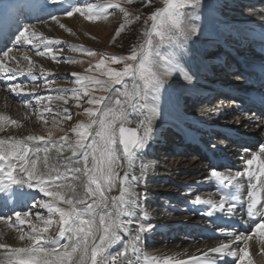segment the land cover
<instances>
[{"label": "snow or ice", "instance_id": "snow-or-ice-1", "mask_svg": "<svg viewBox=\"0 0 264 264\" xmlns=\"http://www.w3.org/2000/svg\"><path fill=\"white\" fill-rule=\"evenodd\" d=\"M109 7L119 9L127 18L128 12L119 3L110 4ZM201 7V0H164V7L156 10L149 17L152 21L151 30L145 33L147 39L139 46V51L133 49L126 57L111 58L113 64H119L121 61L131 62L125 64L123 71L109 68L103 73L109 77L107 82L94 80L92 77H76V83L80 88L73 90L74 98L79 100L82 89L83 96L88 97L87 103L92 105H100L105 97L99 99L89 97L90 84L119 85L125 77L130 76L132 85L129 89V85L124 83L123 91L115 89V92L124 99H115L114 105L105 103L104 107L97 110L85 109L91 119L87 124L78 123L71 129L76 133L74 144L68 142V137H61L60 141L51 140L50 136L45 140L43 136L34 135H28L25 140L11 142L0 139V192L10 193L12 186L21 189L26 186L32 189L35 184L40 192L51 198L50 201L41 202L39 205L47 210L49 217L43 219L37 216V219H42L46 226L37 227L36 224H30L31 232L20 236L21 240L27 236L31 242L30 246L12 247L0 244V248L10 250L8 264H134L133 260L127 258L128 249L131 248L133 252L138 251L135 245L141 241V234L152 229V225L143 222L135 228L132 227L143 197V194L138 193L136 189L147 167L140 166L141 176L135 174L137 151L145 149L153 138L152 123L161 114V100L168 95L170 87L165 78L178 76L188 82L193 80L183 60L189 54L188 41L197 36L201 29V25L189 24L188 21L199 19L198 10ZM186 9L191 10L186 12ZM76 13L89 21L100 18V15L93 11L92 4L86 7L70 5L65 10L68 17ZM27 33V28L21 31L17 43L21 40L29 43L32 37L36 36L35 32L30 35ZM154 37L158 39L154 40ZM163 45H168L169 51L162 56L158 49ZM45 48L49 53L52 52L49 45L46 44ZM38 54L43 55L42 52ZM88 54L96 55L92 51ZM3 55L8 57V51ZM104 65L105 60L101 59L96 67L102 68ZM0 72H3L9 80L14 79L17 74L14 69L5 71L2 61H0ZM17 89H21V85L12 86L11 91L16 92ZM261 102L264 103V98ZM124 105L143 117L139 119L137 127L125 126L131 121L128 119ZM65 112H68V109H65ZM66 118L71 119V116ZM26 141H43L44 144L42 147L37 145L29 147ZM52 148H55L58 155L62 154L63 150L71 151V157H64L61 161L66 165L64 173L48 163L47 154ZM41 152L45 155L42 167L38 168ZM261 152L264 153V147ZM18 164L19 173L23 174L20 178H17ZM253 166L256 171L252 170ZM68 173L72 174L79 185L72 182L58 183L61 180L66 181ZM244 176L249 179L255 177L258 184L261 183V178H264V158L261 154H254L252 158L247 159L246 169L243 171L226 174L215 168L211 169L209 178L222 186L219 201L201 199L197 195L193 203L209 205L212 211L206 212L207 216L225 211L229 216L234 215L237 208L235 201L238 198L236 193L241 187L240 178ZM78 186L82 191L77 190ZM252 189L249 193L247 216L256 218L253 231L264 237V203H261L264 187L257 191V184H253ZM114 190H118L119 194L108 195ZM29 215L28 212L14 213L15 220L21 224L25 223L24 218ZM53 216L59 217L58 234L55 237H45L43 234L48 232L54 222ZM122 217L129 219L125 220ZM10 219L0 216V220L6 222ZM121 232L129 237L127 245L117 254H109L108 249L122 240ZM227 235L232 237L233 241L243 243L238 252L229 251L231 243L221 244L210 251L218 254L220 259L231 256L237 258V264H252L247 245L251 235L231 232ZM61 240L66 242L61 243ZM164 264H171V261L165 260ZM175 264H185V261L178 260ZM187 264H201V260L191 257ZM206 264H217V261L207 260Z\"/></svg>", "mask_w": 264, "mask_h": 264}, {"label": "rangeland", "instance_id": "rangeland-1", "mask_svg": "<svg viewBox=\"0 0 264 264\" xmlns=\"http://www.w3.org/2000/svg\"><path fill=\"white\" fill-rule=\"evenodd\" d=\"M114 3H119L122 8L126 9L128 12L127 18H125L124 14L121 13L119 9L109 7L110 4ZM88 4H92L93 11L100 15L98 20L89 21L83 17L84 19L82 18L81 23L77 28L72 26L70 27V25H65L64 31L62 33L56 29L58 27L53 26L55 31L52 32L51 36L49 35L46 38L41 39L39 43H26L21 40L20 44L23 42L24 45L26 44L25 46H27V48L18 46V44H16L17 38L19 37L21 31L15 32V35L13 34V38L7 42V45L0 52V61L3 62L6 69L10 68L11 65L16 66V63L8 62V57H4L3 53L8 51L10 55L13 50L18 53H22L23 58H21L18 64L19 67L15 69L17 72L16 75L18 79L21 80H27L25 78L23 79L22 74H24V77L26 78H28L27 75H29L31 78L28 79L29 81L15 83L21 85V87H23V91L28 93L26 95H29V98H27L28 100L25 98L24 101H22V98H20L17 102L12 98V96H10L11 93H13V91H11L13 86L11 84V80L9 81L10 84L7 83L0 85V87L3 89L2 94L6 95L4 91L7 93V95L4 96L5 98L10 99L11 102L13 101L14 103L28 104V106L23 108L24 111L22 116L19 117V126L20 130L22 131V135L19 137H22L21 139H25L28 135L43 136L45 137V140H48L50 136L51 140L55 141H60L61 137H68V142L74 144L76 133L72 132L71 129L78 123L87 124L91 119L85 109L91 108L93 110H97L98 108L104 107L105 103L114 105L115 99L117 98L123 100L124 97L115 92V89H121V91H123L124 83H127L130 88L132 83V78L130 76L125 77L122 84L119 85L111 83H102L100 85L94 83L90 84L88 86L89 97H94L97 99L102 96L105 97V100L100 105L88 104V97L83 96L82 89L79 100L74 98L73 90L80 88V85L76 83V77H92L94 80L107 82L109 81V77L103 73L107 72L109 68L116 71H123L125 64L131 62L121 61L119 64H113L111 58L114 56L126 57L131 54L133 49H135L137 52L139 51V46L147 39L145 33L151 30L152 21L149 19V17L156 10L164 7V0H72V2L69 3V6L77 5L80 7H86ZM201 5V9L198 10L199 19L196 21L189 20L188 23H196L201 25V32L205 27L207 33L201 37L204 39L207 38L209 42L205 46L201 47L199 39L201 32H199L197 37L195 36L189 40V54L184 58L183 63L185 64L189 74L193 77L194 80L191 82L194 83L195 87L205 86L207 88L209 87V89H212L214 88L213 84L221 82L223 85L227 84L233 91H235L236 96L232 97L231 99H226L222 98L224 96H219L218 98H214V102L202 104L201 99L203 96H206L205 93H203V96L197 101L193 100V97H184L175 100V102L183 101L181 107L179 106V109L181 112H183L184 116L202 113L209 114L210 117L208 118V121L213 122L214 124H219L218 128H215L212 131L216 132L218 129H228L232 136L237 138L244 137L246 139L248 144L246 146H243V144L238 145L237 143H229L231 144L230 146L229 144H225L223 140L219 138H217V143L211 145V147H217L216 152L217 150L222 149L224 152L221 156L226 157L225 160L217 159L216 162L219 163L214 165L215 169L224 173H235L238 170L233 167L232 164L240 163L239 159L242 157V152L240 150L249 148L248 150L250 151H259V149L264 146L263 124H261V126L255 129L253 132L252 129L247 125H245L243 128L245 131H240L239 129L242 119H246L250 127L255 125L257 122L256 117L254 118L256 111L253 110V105L249 103L248 107H245L243 100L249 96V92L252 88L257 91L264 92V89L260 88L259 86L260 82L262 81L258 83L255 82L253 84L252 72L249 73V80L243 81L241 84L238 80L239 75L233 74V80L231 79L232 77L229 78L230 76L228 77L229 79L227 77L224 78L226 75L223 73L220 75L214 73L213 76H210L209 73L215 72V66L219 65L218 59L220 57V53H223L224 56H230L229 58L231 59L233 52H235V54L242 52L249 54L250 57L253 56L254 58L258 59L257 62L264 61V51H262L263 48L261 47L262 45L264 46L263 42H254L257 37L260 40L264 35V0H254L250 2L245 0H201ZM190 10L191 9H186V12ZM223 24H226L227 26L229 25L230 27L225 28L223 27ZM253 26H257V28ZM208 30L211 31L214 37L209 36L211 34L208 33ZM223 33L227 35L224 37L222 36ZM246 34H253L256 36L255 39L249 42V45H247L248 40ZM61 35H63L64 38H61ZM215 37L216 40L211 39ZM157 39L158 37H154V40ZM46 44L52 48L51 53H49L45 48ZM41 48L46 49L47 52L43 53V55H38V53L42 51ZM89 51L95 52L96 55H89ZM158 51L163 56L169 51V47L168 45H163L158 49ZM29 56L35 60V62L32 64L34 70L33 73H25L27 71V62L29 60ZM262 56L263 58L260 59ZM101 59L105 60V65L102 68H97L96 65ZM212 60L218 61V64L212 65V63H210ZM204 63L205 65L203 67L202 65ZM254 63L256 62H247L249 66L254 65ZM256 65L264 67L263 63ZM73 74H75V76ZM165 79L167 84L170 85V89L175 86L169 83L170 78ZM227 79L228 81L225 82ZM81 82L85 83L86 81ZM207 82H209V86L207 85ZM33 85L36 86V91L34 90ZM182 87V85H178L176 89ZM191 91L193 92L192 89ZM30 93L34 94L31 95ZM58 97H63V99H58ZM218 99L221 100L219 101ZM186 100L189 102L192 101L190 110H188L189 104L184 102ZM193 101H195V103H193ZM11 102L10 104L12 105ZM216 102H223V106L220 109H212L214 106H211L209 109L205 108L206 104L213 103L214 105ZM65 109H68V112H65ZM125 109L127 110L128 106ZM69 115L71 116V119L66 118ZM223 115H226L224 120H222ZM260 118H264V113ZM185 119L187 120V118ZM93 127L95 128L96 126L94 125ZM165 133L166 132H163L162 135ZM163 138H165V136ZM168 138L170 137L168 136ZM174 140L175 141L173 143H169L170 141L168 140L169 142L167 141L166 143L167 146H164L165 148H163L160 143L159 146L157 145V139L155 144L152 145L157 146L152 150L138 153L139 156H142L143 159H145L144 165L147 166L146 170L143 172V178L141 179V184H139V186L144 188L146 181L154 178V180L151 181L152 185L147 186L143 190V197L141 199L142 206L147 208L149 212L147 222L152 226H158L161 222L167 223L169 222L170 218L173 220L184 219L186 215L185 211L182 212L180 210L179 213H176L173 217L166 216L162 212L178 210L179 208L184 207L185 201L188 199H194L197 195H206V197H210L216 201V197H214L215 192L209 189V184L205 183L207 180L206 178L210 176V171L213 169V167H209V169L206 167L208 170H202L200 178H203L202 182L204 183L198 189L196 188V191H191L190 188L192 186V181L190 179V175H193L196 170H192L193 165L190 166V164H192V162L190 163V159L197 158L196 155H198V149L194 147L192 153H187L188 146L178 144L176 138ZM36 142L37 144L39 143L38 146L41 147L44 144L43 141ZM180 147L182 148L180 149ZM230 147L235 150L237 149L238 151L230 153ZM52 152L54 157L58 158L60 156V154L58 155L56 153L55 148L51 149V153ZM65 153H71V151L63 150L62 154ZM42 162L43 158L40 156V161H38L37 165L41 167ZM198 162L200 164H207V160L201 155L199 156ZM68 176L73 178L71 173H68ZM76 185H79V182ZM165 187L175 189V192H178V189L181 192H184L183 190H189L190 192L187 195L188 198H182L180 201H176L179 199V197H183L178 196L175 197L174 201H172L169 195L170 189L164 190ZM77 189L80 191L82 190V188L79 186ZM177 194H179V192ZM168 198L169 200H167ZM50 199V197L45 195H39V197H37L33 203L34 206L27 203V206H29L27 211H21V213L28 212L30 214V218L33 219V221H36L34 220L36 216H45L47 211L46 209L39 207L40 203L50 201ZM61 206L67 207L66 205ZM37 207H39V209H36ZM189 208L190 206H188L187 210ZM162 209H165V211L161 212L160 210ZM8 216L11 218L8 221L13 222L14 218L12 214ZM3 217H7V215H4ZM48 217L49 215L43 218L46 219ZM52 218L54 222L49 227L48 232L43 234L45 237H55L58 234L59 225L57 221L59 217L53 216ZM189 225L190 224H181L179 226V230L181 231L183 228ZM45 226L46 225L41 224L38 227ZM17 230L20 232H25L27 229L19 228ZM175 231V229L171 228L168 232L166 231V233H164L167 235H162V237H167L168 239V241L164 243L155 239L152 241L153 239L151 240L150 238L154 237L156 233H154V231H149L147 234L142 236L140 241L141 243H139L138 247L141 249V252H149L153 249L163 246L164 244H175L178 240L176 237H174ZM22 234L25 233H20V236ZM182 234L183 233H181V235ZM182 237L185 236L182 235ZM19 240L21 239L18 238L17 242H20ZM27 240V236H25V238L21 241L27 243ZM240 247L241 246H238L236 249L230 248L229 251L238 252ZM207 257L211 259H220L218 254L210 256L207 255Z\"/></svg>", "mask_w": 264, "mask_h": 264}, {"label": "bare ground", "instance_id": "bare-ground-1", "mask_svg": "<svg viewBox=\"0 0 264 264\" xmlns=\"http://www.w3.org/2000/svg\"><path fill=\"white\" fill-rule=\"evenodd\" d=\"M245 1L250 2V1H254V0H245ZM260 1H263V0H260ZM68 2H69V0H64V1L63 0H57V2H55V3L53 2V0H0V19L2 18L3 21H7V22L13 20L15 22L16 29L18 28V30H20L21 28H23V30H24L25 28H27L28 29V33H27L28 35H30L32 32H35L36 36L32 37L31 42L36 44V43H39V41L41 39L46 38L49 35L51 36L52 32L55 31V28L53 26L58 27L56 29L62 33L64 31L65 25L66 26L70 25V27L72 26L74 28H77L80 25L83 17L80 16L78 13L74 14L72 17H68L65 14V10L68 8L67 7ZM245 15H246V12H245ZM53 17H55L56 19H53ZM216 23H218V22H216ZM61 25H64V27H61ZM223 27L228 28L230 26L223 24ZM253 27L257 28V26H253ZM206 33H207V30H205V27H204L202 32L199 35L201 47L205 46L209 42L207 38H206L207 39L206 40L203 37H201L202 35H206ZM208 33L211 34V35H209L210 37H214V35L211 33L210 30H208ZM225 35H227V34H225V33L222 34V36H224V37H225ZM246 36H247V40H248L247 45H249V42L252 41L253 39H255V37H256L253 34H246ZM263 37H264V35H263ZM48 38H50V37H48ZM61 38H64V36L61 35ZM211 39L216 40V37L211 38ZM16 44H18V46L27 48V46H25L26 44L24 45L23 42H22V44H20V42L17 43V41H16ZM41 50L42 51H40L39 53L47 52L46 49L41 48ZM244 54H246V53H242V55H244ZM246 55L249 59L258 61V59L254 58V57H250L249 54H246ZM12 58H15V59H12ZM21 58H23L22 53H18L15 50H13L11 52V54L8 56V62H15L16 66L11 65L10 68H8V69L5 68V71H7L9 69L15 70L16 68H18L19 67L18 64H19ZM28 58H29V60L27 62L28 66H27V71L25 73H27V72L33 73L34 70H33L32 64L35 62V60L33 58H31V56H29ZM209 58H210V56H209ZM221 61H223V59ZM205 63L202 65L203 67H204ZM210 63H212V65H217L218 61L212 60ZM263 63H264V61H263ZM219 68H224L228 72H229V70L231 71V65H227L225 62H223V65ZM221 72L223 73L222 69H218L214 73L220 75V74H222ZM226 74H230V73H226ZM16 77H17V75L14 78L18 80V77L17 78ZM26 79H28V78H26ZM19 80H21V79H19ZM169 80H170L169 83L171 85H175V86L172 87L171 89L169 88L168 89V95L162 98V100H161L162 112L157 118H155L153 120V123H152L153 131H154V135H153L154 138L152 139L153 145L155 144V141L157 139L159 140V138L163 132H167V131L170 132L171 131V128H169L171 125L176 126L180 130H182L184 127L181 124L182 123L181 122L182 114L179 112V106L177 105L175 100H178V99L184 98V97H193L194 98L193 100L197 101V100H200V98L203 96L202 92H201L202 94L201 93L198 94L199 91H193L192 92L191 89L190 90H189V88L187 89V86H188L187 84H189V82L181 79L178 76H173ZM9 81H10L9 79H6L4 73L0 72V85L7 84V83H9ZM11 83H12V81H11ZM131 85H132V83H131ZM131 85H130L129 89H131ZM178 85L179 86L180 85L185 86V88L182 87V88L176 89ZM34 90L35 91L37 90L36 86H34ZM2 92H3V89L0 87V139H3V140L8 141V142H11L12 140H25L24 138L21 139L22 137L21 138L19 137L20 135H22V133H21L22 131L20 130V126H19V117L22 116L23 111H24L23 108L25 106H28V104H25V103L19 104V103H14L13 101L11 102L10 99H7L4 97L7 95V93L4 91V93L6 95H3ZM250 94L255 95L258 98L264 97V95H261V93H255V91H253V89L250 92ZM231 95L232 94H230V93H223L222 96H224V97H222V98H228ZM10 96H12V98L15 99L17 102L19 101L20 98H22L21 100L24 101V99L25 98L27 99V97H28V95H26L24 93L22 88L17 89L16 92L11 93ZM218 100L220 101L221 99H218ZM10 102L12 103V105L10 104ZM191 102L192 101H190V103ZM208 105H210V106H208ZM196 106H199V105H196ZM211 106H214L212 109H220L223 106V102H220V103L216 102V104H214V105H213V103L206 104L205 108L209 109ZM124 107L127 108V105H124ZM127 112H128V119L131 121V123L127 124L125 126L126 127H133V128L137 127L139 119H142L143 117L138 116L137 112H134L131 108H128ZM260 112L261 111L257 110L256 114H261ZM192 116L208 117L209 114H205V113L194 114ZM224 118H226V115L223 116L222 120H224ZM254 118H255V116H254ZM189 119H190V117H189ZM256 120H257V122L255 121L256 124L250 127L248 122L246 121V119H242L240 122V125H239L240 131H245V129H243L245 127V125H247L249 128H251L252 132L255 129L259 128L261 126V124H263V126H264V118H256ZM13 122H15V123H13ZM211 127H213V124H210L206 128V130H210ZM139 131L142 133V129H140ZM191 137H195V136L192 133L186 131L184 141L188 144L189 138H191ZM214 140H213V138H211L212 143ZM196 142L197 141H195L194 143H196ZM26 143L29 145V147H32L34 145L38 146V144H39V143L37 144L36 141H26ZM244 143H246V142H244ZM209 144H210L209 142H205L204 140L202 141V145H204V146L208 147ZM193 150L194 149L192 147L189 149V151H193ZM141 151H143V150H141ZM141 151H137L136 165L134 167V172L137 176H141L140 166L145 164V159H143L142 156L138 155V153ZM234 151H235V149H232V148L229 149L230 153H232ZM243 154L245 157L243 156V158L240 159V161L243 162L241 164L242 166L239 165L241 171L246 169V160L247 159L252 158V156L254 154H261L262 155V152L261 153L260 152H249L248 150H245V151H243ZM39 155L43 158L45 153L41 152ZM47 155L49 157V160H48L49 165L59 168L61 173H64L66 165L64 163H62L61 161H63L64 157H71V153L60 154V156L58 158L54 157L53 152L51 153V151ZM196 157L197 158H191L190 159V163L192 162V164H190V166L193 165L192 170L193 169L196 170L195 173L193 172L194 173L193 175H190V179L192 181L191 191L195 190L197 187H199L201 185V182L203 181V178H200L201 172H202V170H204V169L207 170V168H208L206 163L200 164L198 162L199 155H196ZM262 158H264V157H262ZM5 164H6V162H5ZM237 164H235L234 167L239 169V166H236ZM37 167L40 168V166H38V165H37ZM41 167H42V164H41ZM252 170L256 171L255 166H253ZM17 173H19V164L17 167ZM22 175H23L22 173H19L17 178H20V176H22ZM121 175H123L122 172H121ZM207 175H208V173H207ZM182 177H184V176H182ZM142 178H143V175H142ZM152 180H154V178L146 181L145 185L142 184L145 186L144 188L139 186V184H141L140 183L141 180H140L138 187L136 189L137 192L143 194V190L147 186L152 185L151 184ZM61 182L62 183L72 182L73 184L78 183V181H75L71 176H68L66 181L65 180L58 181V183H61ZM262 184L263 183H261L260 186L257 187V189H256L257 191H259L261 187H264ZM17 189H19L20 193L16 197H10V198H6V199L1 198L0 199V206L2 204H7V205H5V208L3 210H0V216L3 217L4 215L12 214V216L14 218L13 222H9V221L6 222L5 220H0V244H6V245H9L12 247H27V246H30V244H31V242L29 240H27L28 241L27 243L26 242L24 243L21 240H19L20 242H17L18 238L20 239V233H30L31 232L30 224H36L38 227L39 225L43 224L42 219L38 220L37 216H36L34 218V220H36V221H33V219H31L30 216H28V217L24 218L25 223L21 224L15 220L14 213L17 211L20 212V211L25 210L24 205H23L25 202H27V201L33 202V201H35V199L37 197H39V195H44V193L40 192L39 188L36 187L35 184H34L32 189H28L26 186L22 189L21 188H17ZM169 189L170 188L165 187L164 190H169ZM77 190L80 191L79 189H77ZM175 191H176L175 189H170L169 195H170L172 201H174L175 197H178V196L186 197V195H188V193L190 192L189 190L188 191L183 190L184 192H181L178 189L177 191L179 192V194H177L178 192H175ZM249 193L247 194L248 196H249ZM118 194H119L118 190H114L112 193H109L108 195H118ZM261 194H262L261 196L264 198V192H262ZM205 198H207V197H205ZM167 200H169V198ZM240 202L241 203L243 202V198L240 199ZM201 206H199V208H197V209L189 208L188 210H185L186 215L184 217V222L182 224H185V223L188 224L189 222L192 223L193 218H195L196 216H199V217L202 216L204 220H207L208 216L204 215L203 213L208 212V211H212V210H210L209 205H206L203 207H201ZM190 207H191V205H190ZM36 209H39V207H37ZM180 210L183 211L180 208L178 210H174L171 212L165 211V209H162L160 211L161 212L165 211V212H162V213H164V215L169 216V217H173L176 213H179ZM47 215H49V213L46 211L45 216H47ZM45 216H40V217L43 218ZM148 216H149V212H148L147 208H144L141 204L140 209L137 210V216L134 220L132 227L135 228L141 222H143L145 224H149L147 222ZM122 219L127 220L129 218L122 217ZM219 219H226V220L221 221ZM219 219L217 222L211 220L210 218L208 220L210 221L211 224H216V225L222 226L223 231H221V230L211 231L208 229H204L202 227V225H200L203 230H199L197 232L196 227H194V228L193 227H187V228H184V230L186 229L187 232H183V234H185L187 238L182 237L181 231H177L176 235L174 236V237H176V239H178L177 243L169 244V245L164 244L163 246H161L157 249H153L149 252H146V251L141 252V249L138 247L139 243H141L139 241L135 245V247L138 249V251L133 252L132 249L129 248L127 251V258L133 260L134 264H164L165 260H170L171 264H175V262L178 260H183V261H185V264H187V261L191 257H197L201 260V264H206L207 260H215V259L206 258L207 256L205 257V254H207L209 256L211 254H215V253H212L210 251L212 248L219 247L221 244H228V243H231V248H233V249H236L238 246H241V247L243 246L242 242H235L232 240V237L227 235V233L231 232L234 234L251 235V239H249L247 241V245H248V250L250 253V259L252 260V264H264V237H261L260 235L255 234L254 231L251 230L252 224L248 223L245 212L237 213L235 211V214L232 216H229L227 214V212H224V213H221V216L219 217ZM180 223L181 222H179L178 220H173L170 218L169 222H167V223L161 222V223H159L158 226H152V229L149 231H153V229H154V231L161 234V233H164L166 231V229H168V228L173 229L175 226L179 227V225H181ZM19 228H25L27 230L25 232H22V231L20 232L17 230ZM149 231L142 233L141 235L144 236ZM195 231H196V233H195ZM160 234L158 236H156L155 238L151 237L150 239L151 240L155 239V240H158V241L163 242V243L167 242L168 241L167 237H165V238L161 237ZM120 235L122 236V240L117 241L108 249L109 254L115 255L119 251L123 250L124 247L127 245L129 237L127 235H125L123 232H121ZM65 242L66 241L61 240V243H65ZM9 254H10V250H5L3 248H0V264H8ZM121 259H123V257H121ZM216 261H217V264H237V258H234L231 256H227L223 260L216 259Z\"/></svg>", "mask_w": 264, "mask_h": 264}]
</instances>
